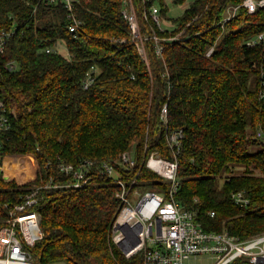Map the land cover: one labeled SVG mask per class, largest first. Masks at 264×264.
<instances>
[{
  "label": "trees",
  "instance_id": "16d2710c",
  "mask_svg": "<svg viewBox=\"0 0 264 264\" xmlns=\"http://www.w3.org/2000/svg\"><path fill=\"white\" fill-rule=\"evenodd\" d=\"M133 3L137 37L125 0H75L83 21L76 32L62 1L0 0V31H15L0 50V98L12 123L0 212L38 189L32 209L44 237L32 251L41 264L143 263L142 252L126 258L110 241L121 202L102 162L131 151L137 165L130 175L167 192L169 183L142 162L152 152L171 158L174 130L184 132L178 202L207 231L242 239L264 232V40L250 44L264 32V8L251 13L243 0H194L169 29L150 15L152 5L166 15L165 0ZM9 61L17 69L6 68ZM89 76L94 81L85 87ZM85 160L95 161L91 178L74 187L59 163ZM238 191L251 198L248 206L234 202Z\"/></svg>",
  "mask_w": 264,
  "mask_h": 264
},
{
  "label": "built area",
  "instance_id": "2783aa9c",
  "mask_svg": "<svg viewBox=\"0 0 264 264\" xmlns=\"http://www.w3.org/2000/svg\"><path fill=\"white\" fill-rule=\"evenodd\" d=\"M47 1H62L71 21L69 29L71 32L80 29L83 21L77 18L75 0ZM242 5L252 13L264 8V0H243ZM232 12L226 20L231 18ZM123 14L128 19L134 36H139L133 0H125ZM150 15L161 25L160 9L157 5H152ZM14 32V29L0 31L2 52ZM155 38L158 41L156 36ZM261 40H264V33L251 40L250 44ZM137 44L141 54L145 56L143 44ZM212 51L213 47L207 55ZM157 52H162L161 46H158ZM5 67L14 70L17 69V64L9 61ZM93 81L94 77L89 76L84 86L88 87ZM162 114L166 118V107L163 108ZM11 124L7 105L0 98V173L4 144ZM183 137V130H174L168 134L167 143L172 153L171 158L152 152L142 162V166H146L169 183L167 192L154 188L146 189L138 178L139 173L130 175L129 171L137 165L135 154L131 151L123 152L114 161L102 162L103 173L111 177L119 187L117 196L121 202L110 232L111 243L126 258H132L142 252V264H185L186 260L192 258L201 264H264V232L242 239L228 230L207 231L198 222L196 211L184 208L176 199L180 186L178 169ZM258 137H263L262 130L258 132ZM94 164L93 160H85L75 167L73 164L61 162L59 167L62 172L73 175L70 182L72 186L84 187L91 178L87 172ZM52 184L50 181L46 186ZM57 185L58 183L54 184ZM37 193L38 189H34L21 194L14 203L5 202L4 210L0 212V264H41L35 259L32 251L44 237L41 215L32 209L37 202ZM232 198L236 204L243 207L251 203L246 191L235 192ZM214 214L212 211L211 215Z\"/></svg>",
  "mask_w": 264,
  "mask_h": 264
},
{
  "label": "rangeland",
  "instance_id": "374dc122",
  "mask_svg": "<svg viewBox=\"0 0 264 264\" xmlns=\"http://www.w3.org/2000/svg\"><path fill=\"white\" fill-rule=\"evenodd\" d=\"M166 1V6H167V12L166 15H161V25L163 28H169L172 29L175 24H174V19L180 17L182 15V13L184 12V10L189 6V4L194 1V0H186L184 3L182 4H175L172 2V0H165ZM264 33V32H263ZM180 37V35H179ZM59 50L61 52H67V48L65 46V44L61 43L59 46ZM257 149V147H255V150ZM164 180V178H163ZM146 189L148 187H145ZM53 264H67L66 261H59V262H55ZM185 264H201L200 261L192 258L190 260H186Z\"/></svg>",
  "mask_w": 264,
  "mask_h": 264
}]
</instances>
